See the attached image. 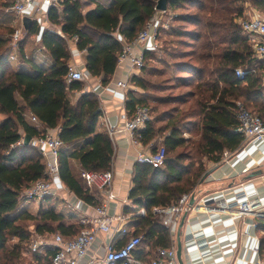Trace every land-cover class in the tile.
<instances>
[{
  "label": "trees",
  "instance_id": "1",
  "mask_svg": "<svg viewBox=\"0 0 264 264\" xmlns=\"http://www.w3.org/2000/svg\"><path fill=\"white\" fill-rule=\"evenodd\" d=\"M157 1L111 0L109 5L96 3L84 10L85 0H60L57 7L48 8L47 17L51 26L59 28L65 37L76 38L79 50H86V73L101 77L106 83L116 69L120 49L116 34L133 39L152 16ZM246 1L167 0L168 8L196 6L198 12L190 18L198 30L186 35L199 41V45L190 50L195 63L176 64L187 73L177 79L182 84L193 83V89L171 96L177 102L191 101V108L181 111L176 107L175 114L157 118L165 120L164 127L168 128L161 139L165 147L163 164L154 167L135 161L131 172L128 198L137 209H145L139 226L145 240L155 246L151 259L157 248L171 244L168 228L153 214L152 208L175 202L182 193L193 192L207 173L203 158L209 163H219L225 150L234 152L243 143V137L236 131V101L264 120V61L252 56L250 42L237 22L243 16ZM250 1L256 6L264 4V0ZM3 25L0 21V30ZM38 31L37 23L33 22L25 32L34 35ZM13 32L9 27L7 34ZM9 34L0 32V115L4 116L0 121V264H18L20 260V245L12 249L6 245L11 237L27 244L31 232L21 221L34 222V230L40 234L59 232L72 237L82 229L75 224L65 225L64 216L55 209L54 202H47L49 196L41 199L36 214L20 207L21 192L33 181L45 177L41 154L30 142L25 144L21 139L26 135L39 136L48 127H58L63 141L58 156L59 178L86 201L91 200L89 187L78 172L110 169L114 153L109 135L96 130L101 114L98 97L85 92L75 102L70 100V92L80 90L82 82L65 81L71 57L65 38L51 28L43 29L40 42L51 64L46 66L28 58L14 69L9 59L12 49ZM22 44L23 40H19L21 55ZM239 67L247 71L242 77L235 74ZM136 78L132 80L138 81ZM138 103L145 104L129 95L125 105L132 110ZM30 114L36 115L39 123L31 121ZM183 117L185 126L180 127ZM186 129H194L197 137L186 141L182 136L183 131L188 132ZM160 131L161 127L147 122L136 135L142 143H148ZM188 143L190 150L176 152ZM73 160L78 163V171L71 164ZM44 200L48 205L42 207ZM52 255V247L47 246L40 254L31 255V259L34 264H50Z\"/></svg>",
  "mask_w": 264,
  "mask_h": 264
},
{
  "label": "crops",
  "instance_id": "2",
  "mask_svg": "<svg viewBox=\"0 0 264 264\" xmlns=\"http://www.w3.org/2000/svg\"><path fill=\"white\" fill-rule=\"evenodd\" d=\"M111 0H85L84 10L91 9L96 3L109 5ZM39 11L34 7H29L26 16L36 22L39 31L34 35L24 34L22 55L36 62H41L49 66L52 62L48 52L41 45L40 34L43 29H53L58 32L59 28L51 26L48 21V7L39 4ZM264 12L262 6L253 5L252 1L247 0L243 16H254ZM29 39H33L34 48H25ZM71 57L69 63H75L80 68H84L86 50H79L76 40L65 38ZM11 62V61H10ZM19 65H23L20 63ZM119 77V72L115 69L108 82L103 83L101 77H89L78 91L70 92L71 102L85 92L94 93L99 100L101 114L98 117L96 130L107 132L110 126H115L120 122L126 110L123 105V93L113 87V82ZM263 82V81H262ZM264 85V82H263ZM136 98H139L135 95ZM109 135V134H108ZM110 137V136H109ZM133 139L129 133L110 137L113 144V159L110 170L113 173V180L110 190L115 194V199L108 202L109 214H125L128 216L126 225L131 234L142 237V242L135 252V258L148 264L155 246H151L145 240L144 233L140 231L139 222L143 216L136 215V208L128 198L131 188V172L136 157L141 152H149L161 144V136L158 135L148 143H142L137 135ZM227 151V150H226ZM229 152V151H228ZM74 170L79 166L76 161H71ZM83 182V181H82ZM54 184H63L59 177L55 178ZM64 188H67L63 185ZM60 189L55 195L49 196L47 202H54L55 209L64 216V224H75L79 228L87 227L82 225V219H88L97 215L95 208L103 203L105 195L89 187L90 201L81 199L71 190ZM244 193L245 196H241ZM194 200L205 198L210 204L224 199L227 202H241L245 198L257 201V210L264 214V140H249L243 142L237 150L229 152L226 157L222 154L219 163H210L207 166V174L195 187ZM180 196V195H179ZM44 200L42 204H45ZM34 204L28 206L20 205L31 214H36L39 206L31 210ZM43 207V206H42ZM126 207V212L124 211ZM143 208V207H141ZM234 209L227 210H205L198 208L184 213L174 225V233L170 237L171 243L176 245L177 238L181 241V259L183 264H254L259 258L264 264V217L256 215L238 216L232 214ZM134 214V215H132ZM185 215L183 224L180 226L181 219ZM54 233V232H53ZM51 234V233H48ZM70 237V236H65ZM123 239L117 233L103 234L98 233L97 239L90 247L89 253L81 260V264H88L89 257L92 255L102 256L104 245L112 243L116 246L122 244ZM205 241V245L198 246L197 243ZM47 247V246H45Z\"/></svg>",
  "mask_w": 264,
  "mask_h": 264
},
{
  "label": "built area",
  "instance_id": "3",
  "mask_svg": "<svg viewBox=\"0 0 264 264\" xmlns=\"http://www.w3.org/2000/svg\"><path fill=\"white\" fill-rule=\"evenodd\" d=\"M60 0H11L9 10L15 13L20 20L26 16L29 7H34L35 11H39V4L49 7H57ZM167 7L164 10L154 8V12L145 25L138 31L137 35L126 40L122 35L116 34L117 40L120 42V49L117 54L116 69L119 77L113 82V87L123 93V105L129 99L132 92H137V88L132 83V78L145 65V57L148 51L157 49V30L160 27L167 26L165 19ZM237 22L242 31L247 36L251 48L252 56L260 61H264V12L254 16H242ZM58 35L66 38L59 31ZM21 39V29L15 30L11 36L12 49H17L18 42ZM72 39L76 40L75 37ZM9 59H15V55L11 54ZM254 72V69L251 70ZM247 71L237 68L235 74L238 77L244 76ZM91 77L86 73L84 68H80L75 63H69L65 81H87ZM262 81L264 82V70ZM126 108V107H125ZM236 119L238 121V131L243 137V142L249 140H264V120L255 112L249 111L241 101H236ZM123 119L115 126H110L107 130L110 137L123 134L125 132L133 138L136 132L145 127L151 119V108L147 104L138 103L132 110L128 112L124 110ZM31 121L39 123L36 115L30 114ZM59 128H45L43 134L33 137L30 140L42 156L44 164L45 177L33 181L28 187L21 192V200L25 202H39L46 196L55 195L58 190L63 189V184L56 186L55 178L58 174V156L63 141L59 137ZM23 142V139H21ZM228 151H224V157L228 155ZM165 158V147L161 143L149 152H141L137 155L136 161L139 163L150 164L154 167L161 166ZM82 181L90 188L98 190L105 195L102 204L95 208L97 215L88 219H82L81 224L87 225L83 227L77 234L72 237H64L59 232L51 234H40L35 230H30L31 235L26 244L27 254H40L45 246L52 247L53 255L50 264H81V260L88 255L90 247L97 239L98 233L109 234L117 233L123 239L122 244L116 246L112 243L104 245V254L102 256L92 255L89 257L88 264H145L141 260L135 258V252L141 242V236L131 234L126 225L128 216L125 214H109L108 202L115 199V194L110 190L113 180V173L110 169L106 170H81L79 173ZM69 191L67 188H64ZM241 196H245L241 193ZM194 199L193 192L182 193L175 202H171L164 206H155L152 208L153 214L160 222L169 230L170 237L174 233V225L178 222L180 216L184 213L195 209L204 208L211 211L216 209L230 211L234 209L232 214L235 217L256 215L264 217L259 212L257 201L245 198L241 202H227L224 199L212 202L210 204L205 198L195 200L190 204V199ZM145 209L140 208L135 211L136 215H145ZM134 215V214H132ZM197 245H205V241L197 243ZM148 264H179L176 255V245L172 242L168 247H159L155 250L153 258ZM254 264H262L258 258Z\"/></svg>",
  "mask_w": 264,
  "mask_h": 264
},
{
  "label": "rangeland",
  "instance_id": "4",
  "mask_svg": "<svg viewBox=\"0 0 264 264\" xmlns=\"http://www.w3.org/2000/svg\"><path fill=\"white\" fill-rule=\"evenodd\" d=\"M11 5V0H0V21L4 24L0 30L4 35L7 34V30L11 27L14 31L21 29V38L26 34V30L23 28L20 18L8 8ZM198 9L193 4H185L176 8H168L165 19L167 20L166 27H160L157 31V49L154 51H148L145 57L144 67L133 76L139 80H132L133 85L138 89L137 92H132L130 95L138 96L151 108V119L149 122L158 128L161 127L159 135L162 136L168 133V128L164 127L165 120L157 121V118L162 116L169 117L171 113L175 114V108H179L181 111L190 109L192 104L191 101L181 103L171 99L172 95H178L193 89V83L191 85L182 84L177 79L178 76H187V73L176 66L178 62H191L195 63L194 57L191 59L190 54L192 49H196V45H199V41L191 39L188 32H195L198 30V26L193 23L191 15L197 14ZM9 26V27H8ZM13 33H10V38ZM10 45L12 41L10 39ZM30 52L31 48H34L33 39H29L25 47ZM14 54L15 59H10L12 68H17L20 63L26 58L21 55L17 49H11L9 55ZM132 78V79H133ZM136 78V79H137ZM82 85L85 83L81 81ZM166 114V115H165ZM4 118L0 115V121ZM179 118V117H178ZM186 119L183 117L181 120L180 127L185 126ZM183 125V126H182ZM188 130V129H186ZM182 136L186 141H192L197 137L194 129L183 131ZM191 149V143L179 147L176 152L188 151ZM195 155V154H194ZM194 160V159H193ZM184 163L189 161H183ZM195 162V161H193ZM205 166L210 164L205 158H203ZM78 171V170H77ZM80 173V172H78ZM79 175V174H78ZM41 201V200H40ZM39 201V202H40ZM39 202H25L21 200V205L28 206L30 203L34 204L31 210H35L36 206H39ZM48 203L42 204L43 207L47 206ZM35 208V209H34ZM23 226L28 231L34 229V222L32 221H21ZM20 245L18 254L20 260L18 264H34L31 259V255L26 252V243L19 241L17 238L11 237L7 242V248L12 249L14 245Z\"/></svg>",
  "mask_w": 264,
  "mask_h": 264
},
{
  "label": "water",
  "instance_id": "5",
  "mask_svg": "<svg viewBox=\"0 0 264 264\" xmlns=\"http://www.w3.org/2000/svg\"><path fill=\"white\" fill-rule=\"evenodd\" d=\"M166 7H167V0H158L157 1L156 9L164 10ZM21 23H22L23 28L25 30H28L30 28V26L32 25L33 21H32L31 17L24 16L21 19ZM30 140H31V137L29 135H26L23 138V143L28 144L30 142ZM193 202H194V199L191 198L190 204H192ZM184 217H185V215H183V217L181 219L180 226L183 224ZM176 255H177V259H178L179 264H183L182 259H181V241L179 239V236H178L177 242H176Z\"/></svg>",
  "mask_w": 264,
  "mask_h": 264
}]
</instances>
